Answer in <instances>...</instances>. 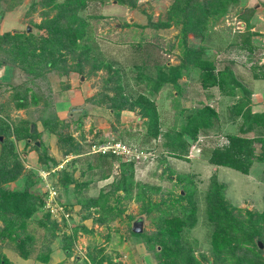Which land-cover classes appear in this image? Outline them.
Here are the masks:
<instances>
[{"label":"rangeland","instance_id":"1","mask_svg":"<svg viewBox=\"0 0 264 264\" xmlns=\"http://www.w3.org/2000/svg\"><path fill=\"white\" fill-rule=\"evenodd\" d=\"M17 1L0 0V35L8 31L42 35L44 31L37 25L44 19L43 0H20L13 10H9ZM171 2L138 0L136 8L115 0L89 2L81 12L89 22V44L100 50V58L112 66L111 70L104 68L90 73L91 66L87 64L83 72L59 75L54 70L35 78L17 64L8 63V72L0 80V124H10L11 133L29 128L34 134L29 139H17L15 133L1 135L0 156L5 142L10 150L19 154L23 165L19 179L5 187L22 189L28 181H34L31 189L35 193L41 194L47 204L64 203L71 215L67 221H61L64 214L55 212L53 215L47 205L35 213L29 231L35 236L36 251L30 259L22 258L10 243L0 240V252L9 258L10 264H96L91 257L103 259L102 264H159L157 248L148 237L158 233L162 220L174 215L183 216L188 201L176 198L180 193L190 192L197 207V223L192 226L185 221L184 237L188 242L185 243L192 246L195 256L205 254L210 259L205 264H212V227L207 221L205 200L211 183L214 180L222 183L228 202L241 209V213L246 209L264 211L263 163L255 162L250 173L244 174L208 161L212 148L220 145L226 135L238 132L241 119L236 118L233 109L237 97L224 95L217 87L204 89L196 69L185 70L179 86L166 83L157 90L153 88L158 67L178 64L182 54L177 26L156 29L148 25L149 17L154 21L164 19ZM246 7L257 9L251 28L256 33L252 39L253 52L245 49L240 36L247 26L238 13ZM189 38L191 45L207 49V56L215 60L217 69L231 68L246 84L253 92V110H264V79L254 77L264 64V0H240L231 6L228 14L217 20L204 40L194 33H190ZM6 57L0 47V61ZM116 86H120L130 101L139 96L154 100L162 116L163 132L181 130L191 112L203 105L218 111L220 126L216 124L217 128H212L208 135L202 134L201 143H188L184 155L176 157L164 146L163 134L148 138V127L139 108L124 109L117 114L108 107L111 105L108 100L117 92L114 90ZM25 96L27 99L23 102L28 106L18 108L16 104ZM51 119H58L57 126L62 132L75 138L83 148L82 154H64L59 136L44 125L45 120ZM104 142L117 143L125 152L109 156L111 170L108 178H103L102 169L90 168L98 154L93 153V145ZM47 158V164H52L49 158H54L57 166L45 170L42 159ZM123 163L134 164L135 182L149 186L147 196H151L157 207L144 209L137 189L132 197L119 191L110 204L117 205L121 215L105 216L98 206H93L90 209L92 217L83 219L88 212L78 202H88L112 191L122 175ZM61 170L71 173L75 182L62 185ZM53 190L56 194L51 193ZM48 212L60 228L50 243L53 248L51 260L43 263L36 259V255L42 244L48 241L50 232L38 221ZM101 217L103 222L96 220ZM141 219L143 224L137 225L136 229L142 228L143 235L137 236L133 226ZM70 234L72 237L68 239ZM66 238L68 241L65 242ZM66 243L70 250L65 249ZM262 249L264 251V246Z\"/></svg>","mask_w":264,"mask_h":264},{"label":"trees","instance_id":"2","mask_svg":"<svg viewBox=\"0 0 264 264\" xmlns=\"http://www.w3.org/2000/svg\"><path fill=\"white\" fill-rule=\"evenodd\" d=\"M90 1L43 0L44 19L37 26L44 33L36 36L33 33L8 31L0 35V47L7 55L1 61L17 64L24 72L35 78L54 70L59 75H65L71 71L83 72L87 64L91 66L90 73L104 68L111 70L112 66L100 58L102 56L100 50L94 49L89 44V22L81 15V12ZM115 1L131 8L138 6V0ZM19 3L20 0L13 3L9 10H13ZM238 3L240 0H172L166 10L165 18L154 21L149 17L148 25L156 29L177 26L180 29L181 38L182 54L179 63L158 67V75L153 85L155 90L166 83L179 86V79L182 78L184 71L196 69L199 71L200 83L204 89L217 87L222 94L237 97L233 109L236 118L241 119L238 132L226 135L228 140L226 144L212 148L208 161L216 166L229 167L249 174L255 162L264 164V110H253L251 98L253 92L239 80L231 68L217 69L215 60L208 58L207 49L204 46H193L189 40L190 33L201 36L204 40L216 26L217 20L228 14L231 6ZM256 11V7H246L238 13L240 20L244 21L247 26L246 31L240 35L241 41L245 49L251 52L254 51L252 39L256 35L251 31ZM261 67L263 69L254 76L257 79H264V64ZM115 73L118 74V71L116 70ZM114 90L117 92L108 100L111 103L108 107L116 110L117 114L124 109L139 108L148 127V138H157L163 134L164 146L176 157H182L187 145L195 143L202 134L208 135L216 124L220 126L218 111L212 106L203 105L191 112L181 130L163 132L162 116L154 100L139 96L130 101L120 86L114 87ZM24 99H27V96L21 98L16 104L18 108L28 106L26 102H23ZM57 120H45L44 125L59 136L60 147L64 154H82V146L75 141L72 135L62 132L57 126ZM0 125L2 127L0 135L6 133L10 136L15 133L17 139H29L34 134L29 128L17 129L16 132L11 133L10 124L2 122ZM3 144L4 148L0 156V221L2 222L0 240L2 243H10L12 249L22 258L30 259L36 251V241L29 227L35 213L44 209L45 200L41 194L31 189L34 181H28L22 189L11 190L5 187L9 182L19 179L23 165L19 154L10 150L5 142ZM111 155L102 153L95 155L90 168L102 169L103 178H108L111 170V162L108 158ZM49 159L52 164H47L48 158L47 160L42 159L45 170L57 166L54 158ZM122 167V175L114 184L112 191L101 194L97 198H91L88 202H78L82 209L88 212L83 219L92 217L93 212L90 209L93 206H98L102 215L105 216L121 215L122 211L117 210L118 206L114 207L110 204V200L119 191H125L126 197H132L137 189L138 199L143 202L144 209L157 207L151 196H147L149 186L135 182L134 164L123 163ZM61 173L60 183L62 185L66 186L75 182L71 173L65 170H61ZM192 196L191 192L180 193L176 199L188 201V205L184 206L183 216L174 215L162 220L158 233L148 237V240L153 242V247L157 248L159 264H205L206 261H210L205 254L201 257L195 256L192 246L186 244L188 242L184 237L185 221H189L192 226L197 223V207ZM205 200L207 221L212 227L210 234L214 258L212 264H264L262 249L264 246V211L253 212L246 209L245 213H241V209L233 207L228 202L224 193V185L217 180L211 183ZM96 220L104 221L103 217L96 218ZM38 223L43 225L50 234L48 241L44 242L37 252L36 259L48 263L53 252L50 243L60 227L56 220L51 219L49 212ZM134 234L143 235V233ZM71 237L72 234L68 236V239ZM66 241H68L67 238ZM64 246L65 249L70 250L67 243ZM91 261L96 264L103 263V259L96 260L94 257H91ZM10 262L9 258L0 252V264H10Z\"/></svg>","mask_w":264,"mask_h":264},{"label":"built area","instance_id":"3","mask_svg":"<svg viewBox=\"0 0 264 264\" xmlns=\"http://www.w3.org/2000/svg\"><path fill=\"white\" fill-rule=\"evenodd\" d=\"M202 142V137H199L198 138V140L196 141V143H201ZM228 142V140H227V138L225 137V138H223V140H222V143L220 144V145H224V144H226ZM119 147L120 146H118V144L117 143H111V142H108V143H102V144H98V143H95L94 145H93V153H98V154H100V153H102V154H112V155H120L121 153H125V152H123V151H121L120 149H119ZM124 147V146H123ZM123 149V148H122ZM51 193L52 194H56V190H53V191H51ZM54 203H56V202H54ZM47 204L46 202H45V206H44V208L46 207V205H47V209H49L50 211V213H53V215H54V213L55 212H60L61 214H64V215H62V219H61V221L62 220H64V221H67L66 219L69 217H71V215L69 214L70 212L68 211L69 209H68V207L67 206H65L64 204H61V202L60 201H57V203H56V205L55 204ZM68 209V210H67ZM64 210H65V212H64ZM68 218V219H69Z\"/></svg>","mask_w":264,"mask_h":264},{"label":"flooded vegetation","instance_id":"4","mask_svg":"<svg viewBox=\"0 0 264 264\" xmlns=\"http://www.w3.org/2000/svg\"><path fill=\"white\" fill-rule=\"evenodd\" d=\"M9 66L10 65L8 63L0 61V80L5 78V75L8 72ZM0 137L2 138L1 135H0Z\"/></svg>","mask_w":264,"mask_h":264},{"label":"water","instance_id":"5","mask_svg":"<svg viewBox=\"0 0 264 264\" xmlns=\"http://www.w3.org/2000/svg\"><path fill=\"white\" fill-rule=\"evenodd\" d=\"M30 29V28H29ZM143 222H142V219L139 220L138 222H136L133 226V229L135 230L134 232L135 233H141L142 232V228H139V229H136V226H142Z\"/></svg>","mask_w":264,"mask_h":264},{"label":"crops","instance_id":"6","mask_svg":"<svg viewBox=\"0 0 264 264\" xmlns=\"http://www.w3.org/2000/svg\"><path fill=\"white\" fill-rule=\"evenodd\" d=\"M53 257V256H52Z\"/></svg>","mask_w":264,"mask_h":264}]
</instances>
